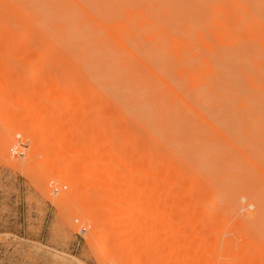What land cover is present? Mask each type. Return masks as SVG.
<instances>
[{"label": "rangeland", "instance_id": "rangeland-1", "mask_svg": "<svg viewBox=\"0 0 264 264\" xmlns=\"http://www.w3.org/2000/svg\"><path fill=\"white\" fill-rule=\"evenodd\" d=\"M92 162L81 200L64 175ZM175 245L264 264V0H0V264H166Z\"/></svg>", "mask_w": 264, "mask_h": 264}, {"label": "bare ground", "instance_id": "bare-ground-1", "mask_svg": "<svg viewBox=\"0 0 264 264\" xmlns=\"http://www.w3.org/2000/svg\"><path fill=\"white\" fill-rule=\"evenodd\" d=\"M66 141H67V138H66V136H62V135H57L55 132H51V135H50V138H49V149H48V154L50 155V156H55L51 151L55 148H57L56 149V151H58L59 152V155H62L63 153H62V151H61V149L60 148H65L67 145H66ZM58 145V146H56L55 147V145ZM58 148L60 149V150H58ZM54 149V150H55ZM68 149V148H67ZM53 155H52V154ZM62 153V154H61ZM47 154V155H48ZM58 155V154H57ZM88 155V154H87ZM57 157V156H56ZM79 157H81V158H79ZM79 157L77 156L76 158H77V160H82V161H86V162H88V159H87V157H86V155H79ZM52 158V157H51ZM92 165H93V169H94V171L91 169V170H89V172H86V175H85V173H84V177H71L70 175H64V179L66 180V181H68V182H70L72 185H73V193H72V195H75V196H77L79 199H81L82 198V196H83V193L85 192L84 190H85V188H86V184L84 183L85 182V178L86 177H88V176H90V175H94L95 174V171H97L98 169H99V167H98V165H97V163H95V162H92ZM74 168L76 167V166H73ZM73 167H71L72 169H74ZM93 172H94V174H93ZM84 184V185H83ZM64 199L65 198H67V197H63ZM82 200V199H81ZM91 215H92V217L94 218L93 220H95V221H97V220H99V222H100V227L102 226V227H105V228H108V227H113V226H119L120 227V225L123 223L121 220H119V221H117L116 220V218L115 217H111V218H100V217H98V215H96V214H93V213H91ZM139 214H137L136 215V213H134V212H131V213H129L128 214V223H129V225L130 226H135V227H137V229H138V231H140V229L141 228H143V223H142V221L141 220H139ZM95 235V234H94ZM139 237V236H138ZM123 242V241H122ZM123 249H121L122 251H121V253H120V255L122 256L123 255V258L125 257V256H128V253L126 252V250H125V247H124V243H123ZM186 255V257H187V254H185ZM181 256H183V253L181 254V251H180V249H179V246H177V245H175V247H174V249H173V251H172V256H171V258L169 259V261L166 263V264H179L180 262H181V260H180V258H181ZM189 257H187L188 259L189 258H191L190 256L191 255H188ZM186 257H183V260L184 259H186ZM137 259H138V257L137 256H135V258H134V260L132 261V264H139V262H136L137 261ZM187 259V260H188ZM184 262H185V260H184ZM183 262V263H184ZM154 264H156V261H155V263Z\"/></svg>", "mask_w": 264, "mask_h": 264}, {"label": "built area", "instance_id": "built-area-1", "mask_svg": "<svg viewBox=\"0 0 264 264\" xmlns=\"http://www.w3.org/2000/svg\"><path fill=\"white\" fill-rule=\"evenodd\" d=\"M25 150H27L26 143L24 142V138L22 134H17L15 136L14 144L10 147V155L12 158H24L25 157ZM59 188H54L55 194L59 193ZM78 222V221H77ZM87 232L85 227L80 229V235L84 236Z\"/></svg>", "mask_w": 264, "mask_h": 264}]
</instances>
